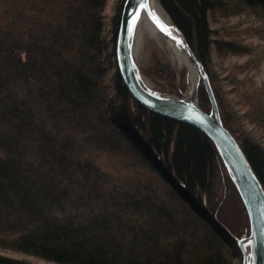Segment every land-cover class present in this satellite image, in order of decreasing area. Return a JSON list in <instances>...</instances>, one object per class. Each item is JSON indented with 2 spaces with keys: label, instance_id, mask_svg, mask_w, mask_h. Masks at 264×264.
Listing matches in <instances>:
<instances>
[{
  "label": "trees",
  "instance_id": "1",
  "mask_svg": "<svg viewBox=\"0 0 264 264\" xmlns=\"http://www.w3.org/2000/svg\"><path fill=\"white\" fill-rule=\"evenodd\" d=\"M159 1L207 67L212 0ZM105 2L0 0V247L62 264H229L240 239L230 210L250 230L242 198L203 131L128 90L116 56L124 2L109 41ZM240 145L264 187V148Z\"/></svg>",
  "mask_w": 264,
  "mask_h": 264
},
{
  "label": "rangeland",
  "instance_id": "2",
  "mask_svg": "<svg viewBox=\"0 0 264 264\" xmlns=\"http://www.w3.org/2000/svg\"><path fill=\"white\" fill-rule=\"evenodd\" d=\"M124 1L105 2L103 34L107 41L112 17ZM207 26L211 43L207 67L203 66L217 92V104L221 102L225 107V117L239 143L247 136L264 148V9L251 7L241 0H212V7L207 11ZM227 43L234 46L230 49ZM133 57L154 91L167 96H185L187 67L174 60L169 50L156 39L148 35L142 37ZM112 74L113 69L108 73L107 83ZM198 91L199 88L197 103L200 106ZM229 214L232 215L228 223L224 222L240 234V239L248 236L245 222L231 210ZM0 255L32 264H62L3 247H0ZM243 260V251L236 242L231 248L229 264H242Z\"/></svg>",
  "mask_w": 264,
  "mask_h": 264
},
{
  "label": "water",
  "instance_id": "3",
  "mask_svg": "<svg viewBox=\"0 0 264 264\" xmlns=\"http://www.w3.org/2000/svg\"><path fill=\"white\" fill-rule=\"evenodd\" d=\"M143 10L149 12L159 28H167L163 21L149 11V0L124 1L116 40V56L124 83L134 98L149 110L194 125L213 141L242 198L249 218V235L238 240V246L244 254L242 264H264V187L240 143L224 125L204 66L178 27V38L199 76V83H203L207 92L210 111L203 110L197 99L191 101L184 97L167 96L147 89L141 83L132 46L136 24ZM247 244L250 247L249 255L245 253Z\"/></svg>",
  "mask_w": 264,
  "mask_h": 264
},
{
  "label": "bare ground",
  "instance_id": "4",
  "mask_svg": "<svg viewBox=\"0 0 264 264\" xmlns=\"http://www.w3.org/2000/svg\"><path fill=\"white\" fill-rule=\"evenodd\" d=\"M149 11L158 17L167 26L166 29H161L152 20L148 11L143 10L139 16L136 24V28L133 36V52L136 46L139 44V40L148 35L156 39L160 44H162L171 53L174 60L178 61L180 65H185L188 69V88L186 90L184 98L191 101H196L197 99V88L199 85V76L188 59L181 41L179 40V31L175 23L171 20L170 16L167 14L165 9L160 5L158 0H149ZM135 45V46H134ZM141 83L150 90H153L151 82L139 74ZM250 247L247 244L245 247L246 255H249Z\"/></svg>",
  "mask_w": 264,
  "mask_h": 264
}]
</instances>
